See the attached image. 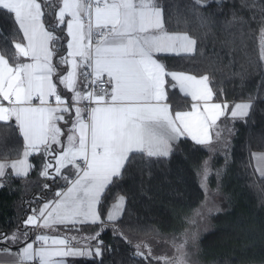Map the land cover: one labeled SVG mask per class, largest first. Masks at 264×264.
<instances>
[{
	"label": "snow or ice",
	"instance_id": "obj_1",
	"mask_svg": "<svg viewBox=\"0 0 264 264\" xmlns=\"http://www.w3.org/2000/svg\"><path fill=\"white\" fill-rule=\"evenodd\" d=\"M46 5L48 0H0V12L14 16L18 26L11 34L14 51L0 50V126L23 139L17 159L0 160V187L5 177L27 178L35 167L33 155L43 157L42 178L65 181L53 199L21 221L23 242L21 228L0 234V255L14 256L12 264L102 257L100 237L109 226L114 236L123 237L117 221L126 197H113L106 212L102 202L129 163L168 158L182 138L213 150L210 146L221 139V118L244 119L252 108L250 101L231 107L217 102L207 74L197 77L166 67L161 55H191L197 42L166 29L158 0H59L55 25L47 20ZM60 41L66 42V52ZM258 44L257 67H264V26ZM169 87L190 97L191 110L171 111ZM253 158L264 178V155ZM210 173V160H205L198 175L206 183ZM188 222L196 224L194 218ZM97 224L94 233L80 235L83 226ZM34 228L61 234L36 233L33 239ZM170 243L172 257L155 256L148 245L145 253L140 244L133 255L157 264H188L186 233L183 242L174 238Z\"/></svg>",
	"mask_w": 264,
	"mask_h": 264
},
{
	"label": "trees",
	"instance_id": "obj_2",
	"mask_svg": "<svg viewBox=\"0 0 264 264\" xmlns=\"http://www.w3.org/2000/svg\"><path fill=\"white\" fill-rule=\"evenodd\" d=\"M158 3L164 10L166 29L186 33L197 42L190 56H160L166 67L197 77L207 74L217 102L226 101L230 106L252 103L248 117L230 123L219 121L221 139L215 145L225 142L226 133L229 142L224 151L212 156L208 178L209 188L217 186L220 192L219 199L216 197L218 207L210 216L211 229L194 244H185L187 262L264 264V178L256 175L251 161L252 152L264 151V67H257L258 34L264 26L260 8L264 0H206L202 4H196L195 0H158ZM252 4L256 7H251ZM56 6V0L46 5V17L52 25L56 23ZM14 30L18 29L13 17L0 12V50L14 51L11 47ZM56 32L64 35L59 29ZM167 91L169 102L186 103L176 89L169 87ZM22 147L18 131L0 126V159L16 158ZM208 153V149L182 138L168 158L151 161L139 158L129 163L123 178L110 186L102 202V211L106 212L113 197L119 194L126 197L125 211L117 221L123 237L114 236L109 226L100 237L107 246L102 257L77 259L71 264H101V261L157 264L151 257L149 262L134 257L137 244L145 253L148 249L144 245H148L155 256L172 257L175 250L170 241L176 238L183 242L184 229L192 226L188 218H192L204 198L197 174ZM42 159L39 155L30 158L35 167L27 178H3L0 234L21 228L22 235L24 216L65 187V181L59 177L54 181L39 175ZM45 183L50 187L45 188ZM99 227L85 225L82 232L94 233ZM20 239L23 242V235Z\"/></svg>",
	"mask_w": 264,
	"mask_h": 264
},
{
	"label": "rangeland",
	"instance_id": "obj_3",
	"mask_svg": "<svg viewBox=\"0 0 264 264\" xmlns=\"http://www.w3.org/2000/svg\"><path fill=\"white\" fill-rule=\"evenodd\" d=\"M239 103H241V102H239ZM220 121H221V124H222V123L227 122V121H228V123H230L233 120L230 118V116H226V117H222ZM218 123H220V122H218ZM224 135H225V142L224 143L221 142V143H219L216 146L215 145L216 141H215L210 146V149H213V150H209L208 149L209 153L207 154V156L202 161H205V160H210L211 161L212 156L214 155V153H216L218 151L219 152L224 151V149L227 148V145H228V142H229L228 141L229 135H227V133L224 134ZM201 170H202V163L200 165V170L199 171H201ZM210 175H211V173H210ZM209 176H208V178H209ZM197 178H198V182L200 184L201 189L204 191V198L201 201V203L197 206V210H196V212H200L201 213V216H196L195 215L196 212H194L192 214V218H194L196 220V224H192V226H191V224H189L191 227L187 226L188 227L187 232H186V228H185L184 229V233L182 235V240L184 241L185 233H186L187 243H189V244H194L196 239L200 235L204 234L206 231L211 229V225L212 224L210 222V216L213 215L214 212L217 210L218 203H217L216 197H217V199H219L218 196L220 195V192L218 191V187L217 186L215 188H212V189L209 188L208 179H207V181L205 183L202 180V176L201 175L197 174ZM209 209H211L212 211L209 212ZM201 217H203V218H201ZM193 234H195V235H193ZM168 257H171V255H168Z\"/></svg>",
	"mask_w": 264,
	"mask_h": 264
},
{
	"label": "crops",
	"instance_id": "obj_4",
	"mask_svg": "<svg viewBox=\"0 0 264 264\" xmlns=\"http://www.w3.org/2000/svg\"><path fill=\"white\" fill-rule=\"evenodd\" d=\"M48 1H52V0H48ZM57 1V6H56V8H55V11H54V14H55V12L58 10V6H59V0H56ZM13 17V19H14V16H12ZM63 28L64 27H66V25H61ZM17 29H18V26H17ZM177 33H180V32H177ZM64 45H65V52H66V42H64ZM192 55V54H191ZM161 56H164V55H161ZM187 56H190V55H187ZM172 71H176V70H172ZM178 72H181V71H178ZM186 73V72H185ZM188 74H190V73H188ZM169 80H170V78H169ZM177 90V92L182 96V97H184L185 99H186V103H178V104H173V103H171V102H169V101H166L167 103H169L170 104V106H171V111H173V112H175V111H189V110H191V104H192V101H191V99H190V97H185L183 94H181L180 92H179V90L178 89H176ZM61 91L63 92V94L66 96V97H68V98H70V96H71V93H68L66 90H64V89H62L61 88ZM234 105V104H233ZM231 107V106H230ZM19 134V133H18ZM62 139H63V137H62ZM190 140V139H189ZM21 141H22V143H23V139H22V137H21ZM21 152H22V150H21ZM253 154H259V155H264V151H259V152H252L251 153V161H252V166H253V169H254V171H255V173H256V175L259 177V178H262L261 176H260V174H259V172L256 170V167H257V160L256 159H254L253 158ZM18 158V156L16 157V158H14V159H17ZM0 160H3V159H0ZM9 160H13V159H9ZM67 171V170H66ZM113 201H111L110 202V204L112 203ZM109 204V205H110ZM42 205V204H41ZM40 205V206H41ZM108 205V206H109ZM40 206H38V207H40ZM107 209H108V207H107ZM107 209H106V211H107ZM32 211H30L28 214H30ZM28 214H26L25 216H24V218H23V220L24 219H26V217H27V215ZM31 231H32V236L34 237L35 236V234L36 233H45V234H50V235H59V234H61V232H59V231H57V232H52L51 230H46V229H41V228H34V229H31ZM70 234H75V233H70ZM83 234H86L85 232H81L80 233V235H83ZM22 236V235H21ZM93 243H95V241H93ZM19 246V245H18ZM14 259H15V257L14 256H12V255H9V254H4V255H0V264H12V262L14 261ZM77 260V259H76ZM73 261L70 259V261H69V264H71Z\"/></svg>",
	"mask_w": 264,
	"mask_h": 264
},
{
	"label": "built area",
	"instance_id": "obj_5",
	"mask_svg": "<svg viewBox=\"0 0 264 264\" xmlns=\"http://www.w3.org/2000/svg\"><path fill=\"white\" fill-rule=\"evenodd\" d=\"M32 238L34 239V237L32 236ZM107 246L103 245V249H105Z\"/></svg>",
	"mask_w": 264,
	"mask_h": 264
}]
</instances>
